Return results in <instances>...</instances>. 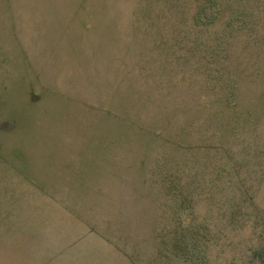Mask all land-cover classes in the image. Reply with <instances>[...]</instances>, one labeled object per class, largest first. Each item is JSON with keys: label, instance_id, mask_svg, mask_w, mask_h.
<instances>
[{"label": "rangeland", "instance_id": "obj_1", "mask_svg": "<svg viewBox=\"0 0 264 264\" xmlns=\"http://www.w3.org/2000/svg\"><path fill=\"white\" fill-rule=\"evenodd\" d=\"M198 6L0 0V264H172L175 206L196 225L219 199L243 222L244 190L218 171L237 156L244 181L262 179L264 140L220 137L259 112L264 49L201 33ZM223 234L213 264L246 248Z\"/></svg>", "mask_w": 264, "mask_h": 264}, {"label": "trees", "instance_id": "obj_2", "mask_svg": "<svg viewBox=\"0 0 264 264\" xmlns=\"http://www.w3.org/2000/svg\"><path fill=\"white\" fill-rule=\"evenodd\" d=\"M198 4L197 15L193 22L198 31L202 33L212 27L217 31L215 36L217 42H243L249 45H259L264 49V0H198ZM214 57L212 80H218L224 75L225 68L223 62L219 60L221 59L219 51H215ZM262 74L261 84L264 86V71ZM260 101L258 113L254 110H247L244 121L235 120L237 126L233 128L234 131L231 135L220 138L226 142L230 139L237 141L243 135L255 134L257 139L264 140L262 139L264 134V94H262ZM233 107L236 109L237 106L233 105ZM223 140L220 144L221 149L231 154L233 149L227 146V143L224 145ZM211 146L218 150L213 143ZM236 157L230 156V159L227 160L229 169L225 167L218 173L233 181L232 186H230L232 190H244V196L242 195L244 199H240L242 201L240 209H247L248 213L243 222L238 223L236 218L230 217L228 211L223 213L224 209L220 205L219 199L213 201V206L211 204L208 206L205 203L206 208L204 207L205 210L199 211L201 220L196 225L194 220H191L192 224L190 223L191 215L187 213L183 215L180 208L175 206L176 208L171 210L172 223L168 228L171 240L164 244L160 250L162 258H166L163 259L172 264H213V253L215 248L221 245V234L224 233L223 235L228 238L233 233H237L238 236H244L246 233L247 242L244 252L239 256L240 258L227 264H264V176L258 181H244L242 174L236 171L238 165V158ZM190 186V183H186L183 187L185 190H189ZM200 199L204 201L202 196ZM202 201L200 205L203 206ZM182 221L185 223L181 224ZM217 224H224V232L223 228L221 231H214ZM169 245L171 248H168ZM197 245L203 246L197 248ZM235 245L237 244L227 243L229 248ZM196 248L199 253L196 263L190 262L191 257L188 254L186 257L184 254L188 249H193L197 256ZM203 259L204 262H202ZM164 262L162 264H167L166 261Z\"/></svg>", "mask_w": 264, "mask_h": 264}]
</instances>
